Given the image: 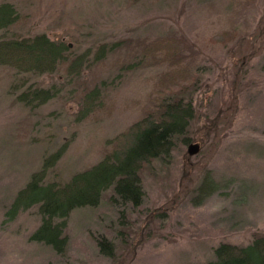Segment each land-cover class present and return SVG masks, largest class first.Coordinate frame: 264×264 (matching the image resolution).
<instances>
[{"label":"rangeland","instance_id":"rangeland-1","mask_svg":"<svg viewBox=\"0 0 264 264\" xmlns=\"http://www.w3.org/2000/svg\"><path fill=\"white\" fill-rule=\"evenodd\" d=\"M3 1L21 20L0 38L44 33L79 53L116 40L184 37L198 81L186 94L196 109L190 141H178L168 161L144 171L142 204L126 207L123 223L108 193L96 208L73 210L59 255L30 240L40 225L38 205L19 210L17 193L45 159L52 165L45 180L59 183L98 162L105 142L141 116L166 65L126 74L106 90L111 114L81 122L64 76L32 78L62 93L30 108L10 91L14 72L0 66V264H202L220 243L247 245L264 233V0ZM226 30L235 32L227 45L211 40ZM112 61L93 65L83 79H111ZM63 143L54 162L50 155ZM189 144L199 146L196 155L188 156ZM99 235L115 245L114 258L100 253Z\"/></svg>","mask_w":264,"mask_h":264},{"label":"trees","instance_id":"trees-1","mask_svg":"<svg viewBox=\"0 0 264 264\" xmlns=\"http://www.w3.org/2000/svg\"><path fill=\"white\" fill-rule=\"evenodd\" d=\"M20 20L21 14L14 4L0 3V31L7 33ZM234 36V31L226 30L211 40L227 45ZM189 48L184 37H162L100 43L77 53L63 39L51 40L44 33L31 36L4 34L0 38V66L14 72L16 79L10 91L17 101L30 108L51 101L58 97L60 87H42L31 82L32 78L64 76L68 80L66 83L74 87L71 94L77 105V122L90 117L99 120L101 113L111 114L106 90L115 82L119 83L126 74L152 65H166L152 82V94L141 116L122 133L105 142L107 147L98 162L61 183L45 180V172L52 166L46 159L41 168L31 174L14 201L19 210L38 205L41 220L31 241L50 246L55 253L64 255L68 245L67 218L73 210L96 208L108 193L109 203L121 208L123 223L124 209L142 204L144 171L156 161H168L178 141L184 144L190 141L188 135L196 119V109L186 94L198 80L186 62L185 51ZM109 57H113L110 68L117 71L115 76L90 79L92 82L89 83L83 79L84 72H89L95 64L105 63ZM235 100L231 98L232 106ZM232 106L224 112H231ZM214 124L209 122L208 126ZM68 143H63L50 155L54 162L59 160ZM96 244L102 255L114 258L115 245L110 240L99 235ZM202 264H264V233L253 234L247 245L220 243L212 249V259Z\"/></svg>","mask_w":264,"mask_h":264},{"label":"water","instance_id":"water-1","mask_svg":"<svg viewBox=\"0 0 264 264\" xmlns=\"http://www.w3.org/2000/svg\"><path fill=\"white\" fill-rule=\"evenodd\" d=\"M199 152V146L197 144H189L187 147L188 156H194Z\"/></svg>","mask_w":264,"mask_h":264}]
</instances>
